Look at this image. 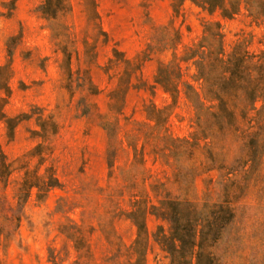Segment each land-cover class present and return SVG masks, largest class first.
I'll return each mask as SVG.
<instances>
[{
  "label": "rangeland",
  "instance_id": "obj_1",
  "mask_svg": "<svg viewBox=\"0 0 264 264\" xmlns=\"http://www.w3.org/2000/svg\"><path fill=\"white\" fill-rule=\"evenodd\" d=\"M67 2V13L46 20L39 12L41 0H0V66L11 68L9 92L0 90V151L12 169L0 181V264H127L126 249L136 237L125 218L131 194L150 193L154 186L195 203L216 202L218 173L194 176V156L178 166L146 126L145 107L170 104L159 88L152 90L154 75L174 53L181 56L198 43L208 22L220 23L227 53L236 45L253 55L264 52V20L254 21L244 9L221 19L188 2L179 15L169 0ZM126 60L137 64L129 66L127 76ZM182 74L193 84L190 63L182 64ZM121 79L132 87L110 111L109 96ZM105 119L116 123L112 137L101 128ZM167 129L175 138L190 139L197 132L183 96ZM145 133L151 134L147 142ZM131 135L143 166L134 163L127 145ZM225 153L228 161L241 157L238 144ZM25 179H55L57 186L33 188L19 202ZM242 187L237 194L233 190L235 221L216 250L219 264L264 259V152ZM150 198L157 204L151 193ZM159 225L166 228L147 217L150 234ZM145 264H169V259L152 242Z\"/></svg>",
  "mask_w": 264,
  "mask_h": 264
},
{
  "label": "trees",
  "instance_id": "obj_2",
  "mask_svg": "<svg viewBox=\"0 0 264 264\" xmlns=\"http://www.w3.org/2000/svg\"><path fill=\"white\" fill-rule=\"evenodd\" d=\"M169 1L175 15H179L182 6L188 2L201 12L209 16L218 15L221 19H230L244 9L254 21L264 20V0ZM41 2L39 12L46 20H55L58 15L69 11L67 0ZM64 56L67 57L66 54ZM183 63H190L194 68L193 84L183 80ZM124 64L127 76L129 66L135 67V64L129 60ZM65 70L71 75L70 58H66ZM10 75V66H0V90L6 94L9 92ZM87 84L92 88L88 79ZM131 87L129 80H119L118 89L109 96L110 111L123 103ZM156 87L169 98L170 104L162 109L153 103L145 107L146 126L156 133L155 138L162 139L168 156L174 158L178 166L194 156L197 158L193 160L198 161L197 167L192 166V172H197L194 176L201 172H217L221 195L216 202L199 204L174 197L169 191L161 193L158 187L153 186L150 193L157 201L153 204L146 190L139 195L131 194L130 210L125 218L135 227L136 237L126 249L127 264H145L152 242L166 254L169 264H219L216 250L227 238L235 221L234 191L236 194L241 192L244 177L256 171L264 152V52L253 55L236 45L227 53L222 45L220 23L208 22L198 43L187 47L183 55L174 53L170 61L159 65L151 88ZM182 96L195 114L197 132L190 139L172 137L167 129L171 110ZM101 128L112 137L116 123L105 119ZM144 136L146 142L151 138V134L145 133ZM201 140L204 141L203 147ZM234 144L239 145L241 157L228 161L226 148L228 150ZM127 145L133 150L134 163L143 166L144 159L135 146L133 135L127 137ZM11 171V165L5 162L0 151V181ZM56 182L51 179V182L33 183L25 179L18 201L22 193L33 188L38 191L49 189L57 186ZM149 216L166 223V228L159 225L156 232L150 234L146 226Z\"/></svg>",
  "mask_w": 264,
  "mask_h": 264
}]
</instances>
